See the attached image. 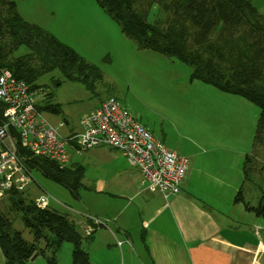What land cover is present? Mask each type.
<instances>
[{"label":"rangeland","instance_id":"rangeland-1","mask_svg":"<svg viewBox=\"0 0 264 264\" xmlns=\"http://www.w3.org/2000/svg\"><path fill=\"white\" fill-rule=\"evenodd\" d=\"M12 1L25 21L51 33L100 72L91 90L81 82L64 79L57 69L37 80L36 83L49 92V102L59 106L58 113L43 112L45 120L59 134L66 136L79 131L80 116L104 99L113 97L128 108L155 139L185 157L187 165L194 159L211 171L218 164H225L228 170L237 157L242 155L243 160V155L251 152L259 114L256 105L199 80H190L191 69L185 64L151 50H137L95 0ZM249 1L264 16V0ZM26 52L25 47H20L14 55ZM58 123L63 126L59 127ZM68 151L67 165L79 164L84 171L79 197L73 198L59 183L32 171L33 181L25 191V200L47 197L46 209L68 213L80 229L88 223L81 222H85L83 214H89V209L102 210L108 203L119 207L121 202L129 200V197L126 201L111 199L108 194L117 191L119 182L136 171L107 146L80 152L68 147ZM255 152L252 150L256 156L250 164L251 179L247 183L258 194L256 184L264 180L257 173L258 168L264 166V149ZM0 213L8 216L13 229L19 231L22 238L31 240L24 220L5 198L0 199ZM80 232L85 234L82 228ZM133 236L136 238V232ZM57 260V264L71 263L70 243L62 244ZM0 264H4L1 250ZM28 264L47 263L38 256Z\"/></svg>","mask_w":264,"mask_h":264},{"label":"trees","instance_id":"trees-1","mask_svg":"<svg viewBox=\"0 0 264 264\" xmlns=\"http://www.w3.org/2000/svg\"><path fill=\"white\" fill-rule=\"evenodd\" d=\"M118 25L121 33L137 50H151L190 67V80H199L217 90L240 96L259 109L252 150L264 149V16L249 0H95ZM25 47L27 52L15 56ZM0 68L31 88L42 75L57 69L66 80L81 82L91 90L100 78L96 66L85 61L71 47L36 24L25 21L12 0H0ZM56 85L58 81L54 82ZM40 96V112L58 113L59 106L49 102L50 94ZM42 94V93H41ZM5 105L0 103V125ZM17 154L29 171L65 187L78 198L83 167L60 166L45 157L35 156L17 137ZM246 154L242 163L243 180L251 179L249 167L255 154ZM257 173L262 180L264 166ZM262 182L255 204L244 198L239 188L233 197L246 211L264 221ZM5 198L14 207L31 234L30 241L13 229L7 215L0 213V250L4 264H28L42 256L47 264H56L64 242L71 245V264H90L83 236L68 213L41 208L34 200H25V192L9 190ZM93 227V226H92ZM47 232V233H45ZM43 243V246L40 244Z\"/></svg>","mask_w":264,"mask_h":264},{"label":"crops","instance_id":"crops-1","mask_svg":"<svg viewBox=\"0 0 264 264\" xmlns=\"http://www.w3.org/2000/svg\"><path fill=\"white\" fill-rule=\"evenodd\" d=\"M244 157H237L228 170L218 164L214 171L193 159L179 192L168 197L140 185L131 166L136 172L108 194L129 200L83 214L81 223L88 222L81 227L83 236L91 233L84 243L90 264H264V221L233 202L239 188L251 204L258 195L243 180Z\"/></svg>","mask_w":264,"mask_h":264},{"label":"built area","instance_id":"built-area-1","mask_svg":"<svg viewBox=\"0 0 264 264\" xmlns=\"http://www.w3.org/2000/svg\"><path fill=\"white\" fill-rule=\"evenodd\" d=\"M43 92L41 87L31 88L15 79L9 70L0 68V103L5 105L4 122L0 125V199L9 190L25 192L33 181L31 171L18 157L17 138L12 131L33 155L60 166L70 160L68 147L80 152L94 146H108L137 169L140 185L149 191H158L164 197L179 192L186 158L155 139L128 108L108 97L80 116L78 132L63 136L36 107ZM35 204L46 208L48 199L40 196Z\"/></svg>","mask_w":264,"mask_h":264}]
</instances>
